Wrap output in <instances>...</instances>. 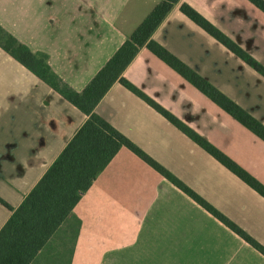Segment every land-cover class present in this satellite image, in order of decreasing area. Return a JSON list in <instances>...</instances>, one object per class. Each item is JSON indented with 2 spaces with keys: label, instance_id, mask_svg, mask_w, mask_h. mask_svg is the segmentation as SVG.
Masks as SVG:
<instances>
[{
  "label": "crops",
  "instance_id": "0c3cea01",
  "mask_svg": "<svg viewBox=\"0 0 264 264\" xmlns=\"http://www.w3.org/2000/svg\"><path fill=\"white\" fill-rule=\"evenodd\" d=\"M160 0H0V26L82 91ZM184 2L264 67L248 0H180L151 38L264 125V76L188 18ZM122 76L264 185V141L145 46ZM95 112L264 247V197L116 81ZM86 120L0 47V198L16 208ZM12 211L0 202V228ZM29 264H264V255L126 147Z\"/></svg>",
  "mask_w": 264,
  "mask_h": 264
},
{
  "label": "trees",
  "instance_id": "16d2710c",
  "mask_svg": "<svg viewBox=\"0 0 264 264\" xmlns=\"http://www.w3.org/2000/svg\"><path fill=\"white\" fill-rule=\"evenodd\" d=\"M180 0H160L133 30L85 88L78 92L63 82L49 67L47 56L32 53L24 44L0 26V47L40 80L63 96L86 116V120L49 166L36 185L16 208L0 198L12 213L0 228V264H29L50 236L70 214L97 174L105 168L121 147H126L204 209L219 219L264 255V247L195 193L191 188L143 152L126 136L95 112V106L116 81L143 98L150 106L201 146L223 166L264 197V185L195 131L187 127L122 76L123 70L145 46L198 88L221 109L264 141V125L221 91L151 38V34ZM264 13V0H248ZM188 18L207 31L229 50L264 76V67L230 40L195 9L182 2L179 6Z\"/></svg>",
  "mask_w": 264,
  "mask_h": 264
}]
</instances>
